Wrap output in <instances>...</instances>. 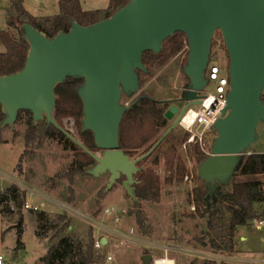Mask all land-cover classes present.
Segmentation results:
<instances>
[{
	"label": "rangeland",
	"instance_id": "374dc122",
	"mask_svg": "<svg viewBox=\"0 0 264 264\" xmlns=\"http://www.w3.org/2000/svg\"><path fill=\"white\" fill-rule=\"evenodd\" d=\"M86 9L105 7L109 0H81ZM11 0H0V33L8 28L6 7ZM45 3V5H42ZM25 6L35 14H54L59 12V0H25ZM17 33V30L11 28ZM189 41L176 52L164 54L147 71L140 70L141 87L132 96L124 95L122 102L132 101L137 96L148 94L157 99H167L170 105L176 97L183 96L190 84V78L184 68L189 60ZM165 47V42L162 49ZM5 50L0 37V51ZM165 52V51H164ZM231 56L224 40L221 29H217L212 43L210 63L206 75L210 78L208 85L201 90L205 95L213 93L220 96L230 89ZM204 95V96H205ZM264 99V95H263ZM184 106L185 102H176ZM175 103V104H176ZM71 103L68 102L67 106ZM202 105H197L201 107ZM82 108L84 102L82 101ZM29 114L23 112L13 124L3 125L0 121V192L11 183H17L26 194V197L53 214L62 213L71 220V227L60 234L74 233L88 240L92 232L94 240L107 238L103 243V251L96 252L94 264H144L143 256L147 253L155 258L172 257L176 264H202L206 259L218 260L231 264H258L246 260L239 261L240 248L244 251L241 256L251 259L256 252L257 243L264 240V226L253 219L247 226H238L234 252L214 250L211 246L207 216L201 215L196 203L197 186H205L206 180L200 174L201 162L211 154L213 141L218 132L213 124L198 121L190 128L177 125L167 135L164 141L149 156L142 159L140 170L136 177L141 178L143 172H150L156 179L158 189L148 197L134 198L118 178L110 186V170L94 174L92 169L97 160L86 168L78 171L75 166L82 158L81 147L73 149L56 138L45 137L41 131L36 139L27 141ZM176 117L167 118L164 126L150 139L142 141L141 132L149 127L150 117L128 118L124 123L127 147H135L141 139L140 148L131 150L133 156H140L147 152L155 141L167 131ZM44 119V118H43ZM61 123L70 129L79 138H84V115H67L61 117ZM140 133V135H139ZM190 134V137H185ZM142 137V136H141ZM195 137L194 141L190 138ZM102 153L103 150L96 148ZM253 151H264V121L258 124L257 138L248 148L247 154ZM198 152L203 154L201 159ZM180 167L185 168L184 175H180ZM260 178L264 180V173L243 175L234 174L226 182L217 181L216 184L224 189L231 188L236 180ZM37 187L50 196L61 200L75 208V211L65 209L57 202L37 194ZM158 190V193H157ZM35 194V198H33ZM15 203V201H12ZM11 203V205H12ZM255 208L261 213L258 217L264 218V201H259ZM6 203L0 211V254L3 255V264H46L48 250L53 241L58 239L56 231L46 238L38 236L37 220L31 208L23 205L24 232L21 235L15 223L19 220V207L16 213L9 214ZM113 208V214L106 211ZM39 209V210H40ZM144 216L143 224L138 222V214ZM122 217L120 223L114 222V216ZM102 222L105 228H100ZM118 228L116 231L111 228ZM134 228L137 240L127 245L121 242L120 231L130 232ZM241 234L247 238L241 239ZM22 237L24 245H18ZM206 238V239H204ZM264 249V246H263ZM113 258L108 260V255ZM232 255V256H231ZM257 254L254 253L253 256Z\"/></svg>",
	"mask_w": 264,
	"mask_h": 264
},
{
	"label": "water",
	"instance_id": "95a60500",
	"mask_svg": "<svg viewBox=\"0 0 264 264\" xmlns=\"http://www.w3.org/2000/svg\"><path fill=\"white\" fill-rule=\"evenodd\" d=\"M24 28L31 45L26 62L20 70L0 76V102L7 114L3 125L13 124L21 109L31 110L36 121L46 118L98 161L94 174L111 171L109 186L124 172L134 198L131 184L137 163L156 150L190 106L202 101L200 91L210 81L206 71L217 29L223 31L231 56L230 89L213 123L218 134L211 154L199 166L200 174L206 182L228 181L257 138L258 124L264 121V0H129L92 24L73 19L69 31L52 37L30 22ZM177 31L186 32L190 47L184 68L190 78L182 97L186 104L161 138L132 158L120 147V124L130 107L122 97L140 89L139 71L147 70L145 51H161L164 41ZM69 75L85 78L79 91L84 128L94 132L102 153L88 147L54 115L56 86ZM178 109L173 105L166 115L172 118ZM143 260L151 264L153 255L147 253Z\"/></svg>",
	"mask_w": 264,
	"mask_h": 264
},
{
	"label": "trees",
	"instance_id": "16d2710c",
	"mask_svg": "<svg viewBox=\"0 0 264 264\" xmlns=\"http://www.w3.org/2000/svg\"><path fill=\"white\" fill-rule=\"evenodd\" d=\"M128 2L129 0H109L106 7L86 9L83 7L81 0H59L60 11L58 13L36 15L25 6V0H11L6 7L8 28H3L0 33L1 40L5 45V50L0 51V76L20 70L26 62L31 45L26 37L25 22L32 23L46 35L52 37L60 31H69L73 19L83 24H92L112 15ZM11 28L16 29L17 33L13 32ZM185 40H188L186 32L177 31L164 41L165 47L161 51L146 50L143 57L144 63L150 68L158 59L164 57V54L178 51ZM84 81L85 78L81 75H69L64 81L57 84V102L54 115L60 123L61 117L65 114L75 115L79 113V115H85L84 108H82L83 99L79 93ZM68 102L71 104L67 106ZM165 110L166 104L149 96H142L134 107L125 113L121 128L125 126L124 123L128 118L138 117L142 121L145 116H149V127L143 129L144 131L141 132L142 137L140 136L142 141L148 140L158 130L159 126L166 124ZM23 112L29 114L26 135L28 142L35 140L36 136L40 135L38 132L41 131L43 136L56 138L64 143L67 148L76 149L81 147L46 118L36 121L31 110L21 109L18 117ZM6 116L4 106L0 102V121H3ZM82 133L85 137L80 139L88 147L93 150L98 148L92 130L85 128ZM120 141L126 143L125 133L124 136L121 133ZM142 141L140 139L138 145ZM81 153L82 158L79 159V163L75 168L78 171H86V168L95 158L85 150ZM198 155L201 159H204L201 152H198ZM178 173L181 176L184 175L185 168L180 167ZM238 173L243 175L264 173V151L244 153L234 170V174ZM156 189H158V185L155 177L150 172H143L135 194L136 197H148ZM195 190L197 195L196 208L201 215L207 216L209 227L207 235L210 236L209 243L212 248L222 252H234L237 245L236 232L238 226L247 224L261 215L255 208V203L264 201V180L260 178L236 180L233 182L232 187L228 189H224L213 182H206L205 186H197ZM25 197L24 190L17 183H11L0 192L1 212H3L2 204L4 202L7 204L9 214L16 213L11 207L12 201H15L19 207V220L15 225L21 235L24 232L25 213L22 209ZM32 211L37 220L38 236L41 239L52 235L53 230L56 231V235H59L58 239L53 241L49 247L46 264H94L95 240L92 232L88 236V240L74 233L61 235L60 232L72 225L71 220L65 214H53L44 209H33ZM138 222L141 224L144 222L141 211L138 214ZM18 245H24L22 237L18 239ZM202 264L231 263L206 259Z\"/></svg>",
	"mask_w": 264,
	"mask_h": 264
},
{
	"label": "built area",
	"instance_id": "2783aa9c",
	"mask_svg": "<svg viewBox=\"0 0 264 264\" xmlns=\"http://www.w3.org/2000/svg\"><path fill=\"white\" fill-rule=\"evenodd\" d=\"M229 89H227L226 92L222 93L220 96H218L217 94H207L205 96L202 97V101L199 104L196 105H192L190 106V108L187 110L186 114L183 116L182 120H181V124L185 127L190 128V126L194 125L195 123H197L198 121H200L201 123H207V125H211L214 123V121L218 118V116L221 113V110L223 108V106L226 104L227 101V94H228ZM212 97V101L216 102V107H215V111L213 113H211L210 115H208V109L210 107V104L208 102V100ZM216 99V100H215ZM197 105H202L201 107H197ZM192 111V115L193 118L191 120H186L188 114ZM36 192V191H35ZM44 197L48 198L51 201L57 202L60 205H62L65 209L71 210V211H75V208L70 206L69 204L58 200L57 198H54L50 195H44ZM12 209H17V205L15 203H12L11 205ZM24 207L26 208H31V209H35V210H39L41 208L40 205L35 204L34 202H32L31 200H29L27 197H25L24 200ZM106 211L110 214H113V208L108 207L106 209ZM260 225H264V218H260V219H256ZM122 221V217L119 215H115L114 216V222L115 223H120ZM98 226L100 228H105V225L100 222L98 223ZM118 228L114 227L111 228L110 230L112 231H116ZM119 230V229H118ZM134 228L130 231V232H125V231H120L118 232V234L121 236V242L123 244H131L134 241L137 240V236L134 234ZM103 240L101 238H97L95 240V250L96 252H102L103 251ZM232 256V255H231ZM169 257V256H166ZM166 257H159V258H155L154 260V264H158L157 261L158 259H166ZM113 258V256L110 254L108 255V260H111ZM175 260V258H174ZM0 264H3V255L0 254Z\"/></svg>",
	"mask_w": 264,
	"mask_h": 264
},
{
	"label": "flooded vegetation",
	"instance_id": "af4514ba",
	"mask_svg": "<svg viewBox=\"0 0 264 264\" xmlns=\"http://www.w3.org/2000/svg\"><path fill=\"white\" fill-rule=\"evenodd\" d=\"M189 87V86H188ZM188 87L185 89V91H184V94H185V92H186V90L188 89ZM137 92V91H136ZM135 93V92H134ZM133 93V94H134ZM200 93L204 96L205 94H203L201 91H200ZM133 94H124V95H128V96H132ZM184 94H183V96H184ZM124 95H123V97H124ZM142 96H149V97H151V98H153V99H155V100H159V101H161L163 104H166L167 105V102H168V100L167 99H157V98H155V97H152V96H150V95H148V94H144V95H141V96H137L136 98H134L132 101H126L124 104H126V105H129L130 107L126 110V112L129 110V109H131V108H133L134 107V105L141 99V97ZM183 96H179V97H176L175 99H174V101L170 104V105H168L167 107H166V110H165V116L167 117V118H169L167 115H166V112H167V110H169V109H171L172 108V106L173 105H176V106H178V111L175 113V115H174V117H176L175 118V121H176V119L178 118V116L180 115V113L182 112V110H183V108H184V106H185V104H186V100H184L182 97ZM202 96V97H203ZM123 97H122V99H123ZM180 101H183V102H185V104H184V106L182 107V106H179L176 102H180ZM176 103V104H175ZM125 112V113H126ZM124 116H125V114H124ZM124 118V117H123ZM122 121H123V119H122ZM122 121H121V124H122ZM174 121V122H175ZM173 122V123H174ZM172 123V124H173ZM121 124H120V130H121V132H120V135H121V133H122V136H124V133H125V130H124V127H122L121 128ZM177 125H182L181 124V122L180 123H178ZM176 125V126H177ZM191 135L190 134H188V135H186L185 137H190ZM167 137V136H166ZM159 140V139H158ZM157 140V141H158ZM195 140V137H192V138H190V141H194ZM157 141H155L152 145H150V148L157 142ZM164 141V140H163ZM162 141V142H163ZM161 142V143H162ZM160 143V144H161ZM159 144V145H160ZM120 147L126 152V153H129L130 155H131V157L132 158H135V156H133L132 154H131V150L133 149H135V150H137L138 148H140V145H136L135 147H127L126 145H125V143L123 142V141H120ZM149 148V149H150ZM101 150V149H100ZM136 157H138V156H136ZM140 162V161H139ZM139 162L137 163L138 164V166H139V168L141 167L140 166V164H139ZM140 170V169H139ZM138 170V171H139ZM137 171V172H138ZM111 172V171H110ZM137 172L134 174V182L131 184V186H132V188H133V190H134V192L136 191V188H137V185H138V183H139V181H140V178L139 177H136V174H137ZM119 178H122V181H123V184L125 185V180L127 179V175L124 173V172H121V175H120V177ZM125 187H126V185H125ZM126 189H127V187H126Z\"/></svg>",
	"mask_w": 264,
	"mask_h": 264
},
{
	"label": "crops",
	"instance_id": "0c3cea01",
	"mask_svg": "<svg viewBox=\"0 0 264 264\" xmlns=\"http://www.w3.org/2000/svg\"><path fill=\"white\" fill-rule=\"evenodd\" d=\"M109 4V3H108ZM42 5H45V3H42ZM108 6V5H107ZM106 7V6H105ZM97 8H99V7H97ZM60 11V10H59ZM58 13V12H57ZM35 14V13H34ZM55 14V13H54ZM36 15H47V14H36ZM34 189H36L37 191H36V193L37 194H44V195H49V194H47V193H45V192H43V191H41L40 189H38L37 187H35ZM26 194H28V193H26ZM42 196V195H41ZM33 198H35V194H33V196H32ZM258 202H256L255 203V206L257 207L258 205L261 207V205L260 204H257ZM247 226L248 224H242V225H239V227H241V226ZM262 226H264V225H262ZM245 238H247L246 236H244V235H242L241 234V239H245ZM236 241H237V246H238V249L240 248L239 247V243H238V238L236 239ZM257 246H258V248L257 249H254L256 252H249V253H253V255H254V253L255 254H257L256 256H253L252 255V258L251 259H247V257H244V256H241L240 255V253L242 252V251H244V248H240L239 250L240 251H238V253H239V255L238 256H234L235 258H237L239 261H243V262H245V263H247V261L246 260H251V262H254V263H258V264H264V249H263V246H264V240L262 241V242H259V243H257ZM46 260H47V256H46ZM47 262V261H46Z\"/></svg>",
	"mask_w": 264,
	"mask_h": 264
},
{
	"label": "bare ground",
	"instance_id": "6f19581e",
	"mask_svg": "<svg viewBox=\"0 0 264 264\" xmlns=\"http://www.w3.org/2000/svg\"><path fill=\"white\" fill-rule=\"evenodd\" d=\"M216 100V99H215ZM209 104H210V107L208 109V115H210L211 113H213L215 111V107H216V102H213L212 101V97L208 100ZM193 118V115H192V111L188 114L187 116V119L186 120H191ZM164 261H173L174 264H176V261L174 260V258L172 257H166V259H158L157 263L158 264H161V262H164Z\"/></svg>",
	"mask_w": 264,
	"mask_h": 264
},
{
	"label": "clouds",
	"instance_id": "9594fccd",
	"mask_svg": "<svg viewBox=\"0 0 264 264\" xmlns=\"http://www.w3.org/2000/svg\"><path fill=\"white\" fill-rule=\"evenodd\" d=\"M161 264H174L173 261H164V262H161Z\"/></svg>",
	"mask_w": 264,
	"mask_h": 264
}]
</instances>
